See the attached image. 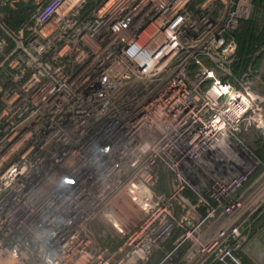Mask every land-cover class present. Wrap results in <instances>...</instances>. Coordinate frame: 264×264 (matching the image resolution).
<instances>
[{
	"label": "built area",
	"instance_id": "built-area-1",
	"mask_svg": "<svg viewBox=\"0 0 264 264\" xmlns=\"http://www.w3.org/2000/svg\"><path fill=\"white\" fill-rule=\"evenodd\" d=\"M89 1L0 0L34 7L16 32L0 20V264H179L188 243L244 264L241 223L202 228L234 215L254 166L210 183L199 166L248 109L203 59H232L252 0H104L81 19Z\"/></svg>",
	"mask_w": 264,
	"mask_h": 264
},
{
	"label": "rangeland",
	"instance_id": "rangeland-1",
	"mask_svg": "<svg viewBox=\"0 0 264 264\" xmlns=\"http://www.w3.org/2000/svg\"><path fill=\"white\" fill-rule=\"evenodd\" d=\"M251 2V14H253L255 12L254 0ZM258 15L264 28V9ZM237 54L236 49L232 59L223 56H217L216 60L203 59L206 66L215 69L217 77L235 84L236 92L244 95L247 99L248 109L240 122V131L234 132L232 129L228 131L230 137L224 139L214 152L205 155L200 163L199 172L202 174V179L210 183L218 178L229 176L245 165L254 166L253 175L248 182L251 186L247 189L248 192L245 196V199L248 200L247 208L243 212L246 222L243 225L245 229L242 234L245 239L242 240L238 253L243 262L244 257H248L254 264H264V45L249 58L242 75L236 74L234 70ZM204 91L206 90L201 89L200 93ZM225 107L220 103L215 107V112L218 113ZM164 175V171H161V185L166 176ZM167 178L171 181L172 177L168 175ZM170 187L168 185V189ZM159 188L162 189L163 186H159ZM124 204L126 205V202ZM134 213L133 220H138V210L135 209ZM99 228L103 231L101 243L108 248L110 253L117 252L124 241L125 234L113 232L106 223L96 226V229ZM161 255L160 250L157 251L152 262L160 258Z\"/></svg>",
	"mask_w": 264,
	"mask_h": 264
},
{
	"label": "trees",
	"instance_id": "trees-1",
	"mask_svg": "<svg viewBox=\"0 0 264 264\" xmlns=\"http://www.w3.org/2000/svg\"><path fill=\"white\" fill-rule=\"evenodd\" d=\"M104 0H90L82 11L81 19L90 17L95 7ZM33 5L25 2L16 3L0 10L4 15L0 18L2 24L9 31H18L25 23L30 21ZM255 12L250 17L242 19L237 29L228 34L237 42V59L234 62L236 74L242 75L249 58L264 45V28L258 19L264 9V0H254ZM0 35H6L0 26ZM152 262V261H151ZM245 264H254L248 257H244ZM151 264V263H149Z\"/></svg>",
	"mask_w": 264,
	"mask_h": 264
},
{
	"label": "crops",
	"instance_id": "crops-1",
	"mask_svg": "<svg viewBox=\"0 0 264 264\" xmlns=\"http://www.w3.org/2000/svg\"><path fill=\"white\" fill-rule=\"evenodd\" d=\"M250 183H247L238 193L237 195V199L241 202V206L238 208V210L234 213V215L232 217L229 218L228 221L222 220L219 217H214L210 220H208L203 228H202V234L204 235V237H210L211 235H213L216 230L220 227V226H225L228 225L230 223H241L242 226V231L243 229H245L243 227V225H245L246 219H244V214L243 212H245L246 210V205L248 203V200H246L245 196L246 193L248 192V188H249ZM192 197V194H191ZM194 201L196 202V198L193 196ZM204 207H200L199 211L201 213L204 212ZM263 214V212H262ZM245 239V236H243V240ZM190 252H191V248H190V244H186L182 247L181 252L179 254V264H217L215 262H207L204 263L202 257H200V255H193L190 256Z\"/></svg>",
	"mask_w": 264,
	"mask_h": 264
}]
</instances>
